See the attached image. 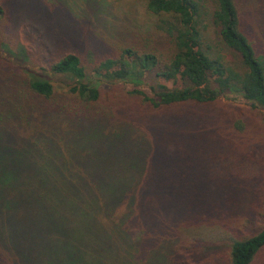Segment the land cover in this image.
<instances>
[{"label":"trees","instance_id":"1","mask_svg":"<svg viewBox=\"0 0 264 264\" xmlns=\"http://www.w3.org/2000/svg\"><path fill=\"white\" fill-rule=\"evenodd\" d=\"M25 1L31 17L37 9L48 26L50 17L61 22L62 36L84 17L90 41H102L103 32L120 39L116 53L91 70L135 87L127 99L103 95L85 82L86 66L74 52L48 64L74 81L62 97L47 73L24 70V101L37 117L34 129L27 125L24 160L0 156V264H194L204 246L223 251L226 264H255L264 251V200L255 214L259 228L243 230L219 191L198 186L197 169L186 165L171 138L181 134L182 109L192 105L238 93L257 113L264 110V45L242 22L247 0H145L155 17L146 34L113 12L114 0ZM139 33L153 43H124ZM99 132L126 140L103 143ZM136 134L146 135L145 147L126 145Z\"/></svg>","mask_w":264,"mask_h":264},{"label":"rangeland","instance_id":"2","mask_svg":"<svg viewBox=\"0 0 264 264\" xmlns=\"http://www.w3.org/2000/svg\"><path fill=\"white\" fill-rule=\"evenodd\" d=\"M111 2L113 12L118 13L120 10L118 14L126 17L138 31L146 34L152 28L155 17L147 10L145 0ZM0 5L4 10V17L0 16V156L4 155L6 159L7 154L12 158L10 162L16 163L24 160L19 154L28 148L27 125L31 123L34 129V119L37 117L36 113L30 112L29 105L24 101V70L47 73L52 77L57 97H62V94L66 95L70 91L74 81L50 72L48 64L66 53L74 52L86 66L88 77L85 82L98 87L103 95L112 92L127 99L128 91H132L135 86L122 82L112 84L93 74L91 65L116 53L115 45L121 40L103 32L102 41H90L86 33L92 28L89 21H84L87 19L83 20L84 17L82 21L77 20L74 31L71 24L69 33L62 36L64 32L61 22L50 17L53 25L48 26L44 20L37 19V9L35 18L31 17L34 10L25 0H0ZM241 9L245 29L253 32L256 43L264 45V0H247L246 5L241 4ZM59 34L62 38L56 39ZM139 35L140 37H136L130 34L124 43L135 46L153 43L148 42L151 40L149 37L143 39V35ZM207 39L212 43L213 30L208 32ZM157 42L161 49H167L163 38L158 37ZM141 88L149 92L145 83ZM192 106L195 109H182L185 118L181 117L178 121V125L182 126L181 134L171 136L180 149L178 155L185 160L186 165L197 169L195 175L196 180L201 181L199 187L220 192L226 210L243 226V230L256 231L261 218L255 214L260 211L264 200V117L258 115H263L264 110L259 109L257 113L238 93L229 94L208 106ZM20 116L30 117V121L22 124ZM238 121L242 122L243 128H240V124L236 125ZM158 127L162 129L161 139H164L167 128L165 122ZM98 134L103 143L110 142L111 138L113 144H123L126 140L103 135L102 132ZM137 137L135 140L129 139L126 145L129 148L145 147L146 135ZM73 143L69 142L70 145ZM30 151L34 153L35 150ZM181 166L183 165L180 164L179 167ZM19 168L22 166H17L16 170ZM192 262L226 264V258L223 251L219 253L204 246L198 250L196 258L193 255ZM255 264H264V251Z\"/></svg>","mask_w":264,"mask_h":264}]
</instances>
